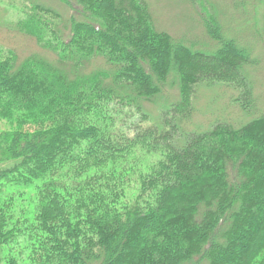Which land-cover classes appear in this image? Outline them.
Listing matches in <instances>:
<instances>
[{
	"label": "trees",
	"instance_id": "obj_1",
	"mask_svg": "<svg viewBox=\"0 0 264 264\" xmlns=\"http://www.w3.org/2000/svg\"><path fill=\"white\" fill-rule=\"evenodd\" d=\"M60 1L70 14L39 9L57 22L34 13L14 27L53 59L0 60V124L12 126L0 129L5 264L26 251L30 264H264V113L250 48L203 1L202 46L159 31L145 0ZM217 86L235 92L241 119L189 126L199 87ZM139 151L160 160L137 171L135 189Z\"/></svg>",
	"mask_w": 264,
	"mask_h": 264
},
{
	"label": "rangeland",
	"instance_id": "obj_2",
	"mask_svg": "<svg viewBox=\"0 0 264 264\" xmlns=\"http://www.w3.org/2000/svg\"><path fill=\"white\" fill-rule=\"evenodd\" d=\"M70 1L72 2L73 0ZM145 1L153 14L156 28L159 31H164L175 39H180L196 46H202L204 43L210 42L203 28L202 21L196 12L198 6L195 0ZM197 1H203L213 8L216 12V19L222 30H224L226 37H230L238 44L240 43V45L250 48L252 52L251 58L256 64L249 69V73L251 74L254 93L257 97L256 104H258V108L264 113L263 3L260 0ZM72 3L82 6L85 2ZM46 6L53 9L54 12L56 11L59 15H66L68 12V7H65L60 0H0V60L7 58L6 56L9 55V51L14 52L20 59L33 54L47 59L54 58V53L40 48L39 43L32 36L26 35L22 29L18 31L14 28L15 24L26 21L34 13L39 14L42 18L46 17L50 22H57V19L54 20L50 14L39 11L40 8L45 9ZM34 8L36 11H34ZM76 18L81 20L79 16H76ZM58 27H61L60 29L62 30L64 29L62 21L58 24ZM64 32H67L66 28ZM63 35L66 36L67 34L64 33ZM99 65L100 62H95V66ZM164 93L165 96L163 98H167V101L172 103L177 98V87L168 85L164 88ZM234 93V91L223 86L215 88L199 87L198 96L194 102L195 110H193L189 126L206 127L216 117L241 119L238 108L230 103V96ZM148 107L153 106L148 105ZM125 113L130 115V123L137 124L139 122L138 115H131L128 109H126ZM248 118L250 120V117ZM146 123L141 124V126H148ZM11 128L12 126L7 122L0 124V129L3 131H9ZM136 159H138V164L132 177L133 182L130 183H136L135 189H138L137 171H145L151 164L159 161L160 157L159 153L144 155L143 152L139 151L137 152ZM135 189L131 193L128 190V195L134 194ZM27 253L28 251L23 253L24 256L19 259L18 264H30L27 259ZM4 254V251H0V264H5L2 258Z\"/></svg>",
	"mask_w": 264,
	"mask_h": 264
}]
</instances>
